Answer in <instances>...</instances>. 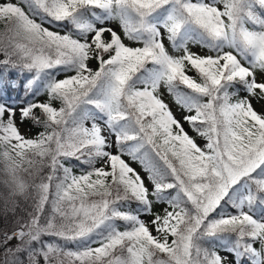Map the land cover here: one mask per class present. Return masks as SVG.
Segmentation results:
<instances>
[{
	"label": "snow or ice",
	"instance_id": "snow-or-ice-1",
	"mask_svg": "<svg viewBox=\"0 0 264 264\" xmlns=\"http://www.w3.org/2000/svg\"><path fill=\"white\" fill-rule=\"evenodd\" d=\"M0 24V264H264V0H0Z\"/></svg>",
	"mask_w": 264,
	"mask_h": 264
},
{
	"label": "rangeland",
	"instance_id": "rangeland-1",
	"mask_svg": "<svg viewBox=\"0 0 264 264\" xmlns=\"http://www.w3.org/2000/svg\"><path fill=\"white\" fill-rule=\"evenodd\" d=\"M194 50H199L198 46H193ZM93 66H95V62L93 61ZM59 78H62L59 77ZM166 102L169 104V106L172 108L174 114L177 116L178 119H181L184 115V111L178 106L176 105V103L171 99V97L169 96V94L167 92H165V96H164ZM38 100L41 101H45L46 98L44 95H41L40 97L37 98ZM57 106V105H56ZM58 107V106H57ZM259 108V106H257ZM185 129L189 131L190 135L195 136L196 134L191 132V130L188 128V125L185 124L184 125ZM21 131L22 133L27 137V138H33L35 137V135L37 134V130L34 126H32L31 122L26 121L23 125H21ZM197 139V143L200 146H203L205 144V140L203 138L200 137H196ZM126 159H128L127 157H125ZM132 166L134 168H137V170H140L141 166L138 163H133ZM156 211H160V207L158 206L156 208ZM145 220H150L151 217H143ZM154 235H156V233H153ZM224 254V253H222Z\"/></svg>",
	"mask_w": 264,
	"mask_h": 264
},
{
	"label": "trees",
	"instance_id": "trees-1",
	"mask_svg": "<svg viewBox=\"0 0 264 264\" xmlns=\"http://www.w3.org/2000/svg\"><path fill=\"white\" fill-rule=\"evenodd\" d=\"M2 30H3V25L0 24V31H2ZM42 95H44L45 98H46V100H47V94L44 93V94H42ZM40 96H41V95H40ZM40 96H39V97H40ZM171 97H172V96H171ZM172 98H173V97H172ZM173 99H174V98H173ZM56 105L59 106V102H56ZM35 128H36V130H37V133H38L39 131L42 130V129L39 128V127H35ZM2 168H3V163L0 162V170H2ZM79 171H80L79 168H74V172L79 173ZM3 178H4V177H3L2 173H0V180H2ZM3 224H4V221H3L2 218H0V226H3ZM66 248H67V249H74L75 246L72 245V244H67V245H66Z\"/></svg>",
	"mask_w": 264,
	"mask_h": 264
}]
</instances>
